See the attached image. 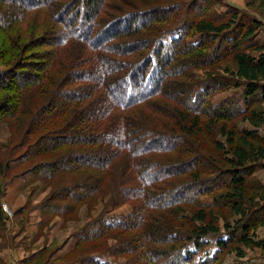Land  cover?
Wrapping results in <instances>:
<instances>
[{"label": "trees", "instance_id": "obj_1", "mask_svg": "<svg viewBox=\"0 0 264 264\" xmlns=\"http://www.w3.org/2000/svg\"><path fill=\"white\" fill-rule=\"evenodd\" d=\"M209 1L0 0V128L11 133L0 197L1 177L24 161L28 182L51 185L40 225L84 204L130 205L81 239L115 234L123 264H221V249L264 251V206L248 210L264 200L249 181L264 164V44L242 47L257 27L249 22L211 50L232 25L209 19ZM192 8L199 20L176 28ZM185 27L206 40L186 42ZM229 59L233 69L219 67ZM216 65L243 85L240 98L215 104L211 86L196 83V70ZM6 225L0 202V234Z\"/></svg>", "mask_w": 264, "mask_h": 264}, {"label": "rangeland", "instance_id": "obj_2", "mask_svg": "<svg viewBox=\"0 0 264 264\" xmlns=\"http://www.w3.org/2000/svg\"><path fill=\"white\" fill-rule=\"evenodd\" d=\"M205 8L207 9L206 15L216 25L227 23L232 25L228 32L217 38L211 46V50L216 47L218 41H226L229 37L232 38L237 35L241 29H248L244 25L249 22L257 27H253L255 29L254 36L242 47L251 48L255 43L264 44V0H210L208 5L205 4ZM199 13L192 8L191 12L182 16L174 26L179 28L197 22L199 15H201ZM233 15H239L236 23L232 21L235 20ZM183 33L186 36V42L191 44H198L201 40H206L191 27L189 30L185 27ZM207 39L211 40V38ZM232 61V59L226 60L219 67L229 66L233 69ZM219 67L216 65L209 71L196 70L194 73L196 83L201 82L211 86L208 89L214 97L213 102L215 104L230 97L240 98L243 85L239 87L236 86V80H227L225 76L228 74L223 73ZM212 75L213 77H209ZM226 83L229 86L228 90L217 89L219 85L223 87ZM196 89L199 90V88ZM239 127H246V123H241ZM261 133L264 136V130ZM10 139L11 133L8 127L1 126L0 147L10 143ZM208 148L210 147L208 146ZM23 152H18L16 156ZM27 169L28 164L23 161V164H15L9 174L1 177L4 195L0 197V202L2 211L7 218V225L4 232L0 234V264H123L125 262L124 257L114 255L111 250L112 247H116L120 243L115 234L100 238L93 243L84 242L81 239L87 234H94L109 223L120 221L130 213V205L126 204L113 209L108 203V208L105 209L106 204L103 202L99 203L94 210L89 211L90 205L84 204L77 214L72 215L67 221L57 217L48 225H40L41 205L52 192V189L50 188L51 185L46 182H28L23 177ZM28 179L30 181V178ZM249 181L254 186L258 184L264 186V164L260 165ZM200 199L206 204L213 201L209 197ZM14 200L17 203H14ZM255 203H257L256 206L248 208L249 212L255 209L262 211L263 208L261 207L264 206V200L257 198ZM4 205L8 206L5 210ZM224 205L223 203L222 206ZM223 210L228 213L225 206ZM228 218L230 224L236 225L238 218L232 215ZM223 226L222 220L219 223L222 233L224 232ZM257 238L264 239V226L258 230ZM216 239L217 236L210 237L211 244L208 251L211 253L216 251ZM243 252L245 257L240 258L237 252H224L221 249L219 250L220 263L264 264V251L261 249L243 248Z\"/></svg>", "mask_w": 264, "mask_h": 264}, {"label": "built area", "instance_id": "obj_3", "mask_svg": "<svg viewBox=\"0 0 264 264\" xmlns=\"http://www.w3.org/2000/svg\"><path fill=\"white\" fill-rule=\"evenodd\" d=\"M7 207H8L7 205H4V206H3L4 210H5Z\"/></svg>", "mask_w": 264, "mask_h": 264}, {"label": "crops", "instance_id": "obj_4", "mask_svg": "<svg viewBox=\"0 0 264 264\" xmlns=\"http://www.w3.org/2000/svg\"><path fill=\"white\" fill-rule=\"evenodd\" d=\"M7 196H8V194H7ZM7 196H6V197H7ZM13 198H15V197H13ZM13 198H12V199H13ZM13 202H14V203H17L15 200H14Z\"/></svg>", "mask_w": 264, "mask_h": 264}]
</instances>
